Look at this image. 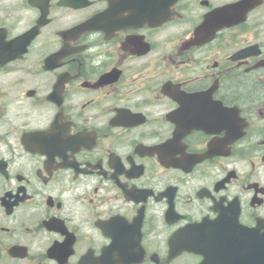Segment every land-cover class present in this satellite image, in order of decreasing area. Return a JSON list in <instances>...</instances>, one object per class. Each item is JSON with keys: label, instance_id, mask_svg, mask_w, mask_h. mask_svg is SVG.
<instances>
[{"label": "flooded vegetation", "instance_id": "flooded-vegetation-1", "mask_svg": "<svg viewBox=\"0 0 264 264\" xmlns=\"http://www.w3.org/2000/svg\"><path fill=\"white\" fill-rule=\"evenodd\" d=\"M0 264H264V0H0Z\"/></svg>", "mask_w": 264, "mask_h": 264}]
</instances>
